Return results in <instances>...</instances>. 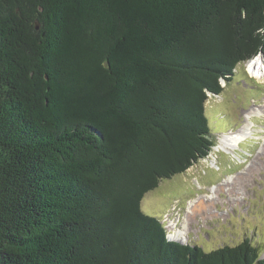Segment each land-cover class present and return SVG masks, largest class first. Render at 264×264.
I'll use <instances>...</instances> for the list:
<instances>
[{"label": "trees", "instance_id": "trees-1", "mask_svg": "<svg viewBox=\"0 0 264 264\" xmlns=\"http://www.w3.org/2000/svg\"><path fill=\"white\" fill-rule=\"evenodd\" d=\"M264 57V0H0V264H264L140 203L215 145L209 95Z\"/></svg>", "mask_w": 264, "mask_h": 264}, {"label": "rangeland", "instance_id": "rangeland-1", "mask_svg": "<svg viewBox=\"0 0 264 264\" xmlns=\"http://www.w3.org/2000/svg\"><path fill=\"white\" fill-rule=\"evenodd\" d=\"M247 62L236 66L230 81L220 80L221 94L209 95L204 108L215 145L246 124L249 135L227 151L213 147L185 173L161 180L140 207L160 219L169 242L208 253L248 241L264 259V82L248 75ZM184 227L186 236L177 235Z\"/></svg>", "mask_w": 264, "mask_h": 264}, {"label": "bare ground", "instance_id": "bare-ground-1", "mask_svg": "<svg viewBox=\"0 0 264 264\" xmlns=\"http://www.w3.org/2000/svg\"><path fill=\"white\" fill-rule=\"evenodd\" d=\"M246 71L251 78L259 80L260 82H264V66L262 65L260 58L257 57V58L250 60L249 62H247ZM252 114L253 113L248 112L246 114V118H249V116H251ZM249 130H250L249 124H246L237 132L227 133L225 135H222L218 141V144H216L214 146V152L219 151V150L227 151L228 149L237 146L242 140L245 139V137L247 135H249ZM230 179L231 178L229 177L227 179V182L231 181ZM211 191L214 193L215 189H212ZM174 231H176V230H174ZM186 234H187L186 229L184 227V229H182V231L178 232L177 235L186 236Z\"/></svg>", "mask_w": 264, "mask_h": 264}, {"label": "water", "instance_id": "water-1", "mask_svg": "<svg viewBox=\"0 0 264 264\" xmlns=\"http://www.w3.org/2000/svg\"><path fill=\"white\" fill-rule=\"evenodd\" d=\"M258 57H260L261 59H262V61L264 62V57H263V54L262 53H259L258 55H257ZM213 149V148H212ZM170 237V236H169ZM166 239H167V237H166ZM169 241V240H168ZM171 241V240H170Z\"/></svg>", "mask_w": 264, "mask_h": 264}]
</instances>
